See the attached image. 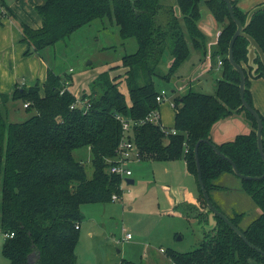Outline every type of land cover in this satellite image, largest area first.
Instances as JSON below:
<instances>
[{
	"label": "trees",
	"instance_id": "16d2710c",
	"mask_svg": "<svg viewBox=\"0 0 264 264\" xmlns=\"http://www.w3.org/2000/svg\"><path fill=\"white\" fill-rule=\"evenodd\" d=\"M175 3L179 15L174 12V4L166 5L161 0H41L33 7L39 24L19 22L21 39L27 43L28 51L38 54L105 16L118 26L122 39L134 37L137 47L99 71L89 82V90H83L80 97L70 88L72 73L60 74L51 65L47 66L42 83L36 81L29 86L16 83L10 96L0 94V232L4 235L1 252L8 264H77L75 248L83 219L81 205L109 202L112 194L118 196L121 192L120 183L124 179L108 170L122 151L121 124L115 115L138 120L159 108L154 78L170 80L193 49L202 57L209 56V69L221 59L220 77L215 80L213 93L193 89L191 83L182 92L174 94L177 90L174 89L170 94L173 126L150 121L134 124L130 139L142 159L184 158L197 182L199 206L184 201L175 208L187 219L193 217L199 223H207L209 209L197 181L193 148L198 140H201L198 159L203 184L220 211L211 193L226 186L217 180L222 174L238 176L230 162L203 139L214 143L240 173H263L264 164L256 143L257 122L245 107H239V74L227 59L228 43L236 24L225 1L175 0ZM200 3L220 26L217 39L210 45L199 25ZM231 3L234 15L243 23L247 11L237 6L236 0ZM245 32L264 52V9L252 15ZM247 44L244 36H238L232 50L234 60L245 74L244 98L254 107L250 79H264V65L257 56L256 76L251 74ZM167 59L171 62L167 71L162 72L161 64ZM114 69L122 72L110 73ZM9 99L22 100L27 103L26 111L34 112L22 121H8ZM73 102L76 104L71 107ZM255 110L262 120L264 149V113ZM232 113L243 115L249 123L248 130L216 143L211 138L213 125ZM171 128L175 133L170 132ZM78 148L87 149L88 162L73 154ZM240 189L257 206V216L242 227L243 211H233L231 215L222 212L251 243L264 251V176L240 178ZM215 219V227L203 231L198 246L184 252L165 250L172 264H245L250 259L264 264L263 254L250 247L223 219L218 216ZM29 256L34 261L29 262ZM118 264L137 263L122 258Z\"/></svg>",
	"mask_w": 264,
	"mask_h": 264
},
{
	"label": "rangeland",
	"instance_id": "374dc122",
	"mask_svg": "<svg viewBox=\"0 0 264 264\" xmlns=\"http://www.w3.org/2000/svg\"><path fill=\"white\" fill-rule=\"evenodd\" d=\"M34 1L26 0L19 6L24 9L30 6L34 12L31 4ZM162 1L166 5L174 4L175 14H180L175 0ZM200 14L201 17L203 14H209L203 3H200ZM34 15L37 16L35 12ZM202 28L208 42L217 39L218 30L208 24L203 25ZM136 47V39L134 37L122 39L118 34V26L105 16L94 19L90 24L79 28L54 45L41 49L40 53L56 72L72 73L74 80L71 89L80 97L83 90H89V82L99 71L118 62L123 54L133 52ZM204 58L193 49L170 80L154 78L156 89L158 91L164 89L169 96L171 89H176L177 82L182 81L187 87L193 80L191 83L193 89L213 93L215 73L220 70L216 63L210 69L209 75L201 74L196 77L192 75L196 72L193 67L202 68ZM208 61L211 62L207 58L204 66H207ZM170 62L171 60L167 59L161 64L162 72L167 71ZM118 70L122 72L121 69ZM118 70L114 69L110 73ZM183 87L178 88L174 94L184 91ZM11 100L6 102L12 105L6 108L8 121H22L34 112L26 111L22 107V100L16 99L13 102ZM164 104L160 108L162 121L171 122L172 109L167 103ZM87 153L85 148H78L73 152L76 157L84 158L85 162H88ZM133 159L128 162L131 167L129 178H133V182L121 181V192L115 199L105 203L81 205L83 219L75 248L77 264H118L122 258L137 264H172L165 250L188 251L198 246L202 239L205 230L203 225L193 217L187 219L184 215L175 213L169 199V187L187 189L195 195L198 193L196 180L189 173L184 158L149 162L151 159L146 157L142 159L139 155L138 160ZM217 182L232 187L239 186L240 189V178L231 174L225 179L220 177ZM211 196L213 200L218 201L215 192H212ZM225 196L228 198L223 197L226 204H231L233 210L229 206H220V208L227 215H231L233 211H243L244 216L240 226L245 227L257 216V206L241 189L229 191ZM127 231L131 233V238L125 237ZM3 239L4 235L0 232V264H8L7 258L1 252ZM245 264H257V262L250 259Z\"/></svg>",
	"mask_w": 264,
	"mask_h": 264
},
{
	"label": "crops",
	"instance_id": "0c3cea01",
	"mask_svg": "<svg viewBox=\"0 0 264 264\" xmlns=\"http://www.w3.org/2000/svg\"><path fill=\"white\" fill-rule=\"evenodd\" d=\"M26 0H0V94H11L16 83H24L26 86L33 84L36 81L42 83L45 78L47 66L49 65L47 61L42 57L41 54L35 52L28 51V45L24 42L22 38L20 21H27L32 25H38L40 20L38 16L34 15L32 9H24L19 4L23 3ZM28 1V0H27ZM41 0H35L32 4V8L35 4L39 3ZM237 6H239L243 11H248L255 4L262 2L264 0H236ZM10 12H7L6 10ZM34 10V8H33ZM34 17V19H33ZM211 18V20H208ZM31 20V21H29ZM208 24V26L213 27V29L219 30L220 26L215 22L212 14L209 12L208 15L203 14L201 20H199V25L202 28L203 25ZM203 29V28H202ZM215 40L209 41L208 45L214 43ZM192 52V51H191ZM209 58L207 55L203 61L202 68H195L196 72L192 75L202 76L210 74V62L207 66H204L205 60ZM216 65L220 67L217 63ZM178 73H180L178 71ZM186 74V73H183ZM188 74V73H187ZM215 78L220 77V70L215 73ZM193 77V76H192ZM193 79V78H192ZM193 80L190 81L192 83ZM215 84V82H214ZM176 89L183 87L184 84L182 81L176 83ZM72 86V85H71ZM70 86V88H71ZM186 86L183 87L185 89ZM162 90V89H161ZM174 89H171V92ZM249 91L251 94V99L253 106L261 113H264V79L261 77L251 78ZM166 100V101H164ZM159 105V114H160V122L163 126L172 127L174 120V109L171 104V95L167 96ZM13 102V100H11ZM164 103H167L170 109H172V118L171 122H163L161 116L160 108ZM1 104V103H0ZM7 108L8 105L12 106L11 103H6ZM165 105V104H164ZM22 107L23 103H22ZM8 110V109H7ZM8 114V112H7ZM249 123L245 120L241 113H232L225 118L218 120L211 129V138L216 143H220L222 141L233 138L237 133L244 132L248 130ZM151 159L149 162H152ZM229 174H222L220 177L223 179L227 178ZM219 177V178H220ZM196 180V179H195ZM197 183V182H196ZM226 186L223 190H214L218 201L214 200L219 206L230 207L233 210L231 204H226L224 198L228 199L225 196V193L239 191V186L232 187L229 185H225L223 183L218 182ZM169 199L171 202V207L175 213H180L183 215L182 211L175 208V205L179 202H189L199 206L198 193L192 194L187 189L183 188H172L169 187ZM242 191V190H241ZM222 193V195H221ZM224 197V198H223ZM201 208V207H200ZM231 210V211H232ZM128 232V231H127ZM126 233V232H125ZM130 233V232H129ZM131 234V233H130ZM132 237V236H131ZM130 237V238H131Z\"/></svg>",
	"mask_w": 264,
	"mask_h": 264
},
{
	"label": "water",
	"instance_id": "95a60500",
	"mask_svg": "<svg viewBox=\"0 0 264 264\" xmlns=\"http://www.w3.org/2000/svg\"><path fill=\"white\" fill-rule=\"evenodd\" d=\"M227 6V9L229 11V14L231 16V18L233 19V21L236 24V28L235 31L233 32L229 43H228V52H227V59L229 61V63L232 65V68L235 69L238 74H239V95H240V99H241V104L239 107L243 106L245 107L256 119L257 122V126H256V143H257V148L258 151L262 157L263 160V164H264V149L262 146V135H261V131H262V120L259 116V113L255 110L254 107H252L244 98V89H245V74L244 71L242 69V67L234 60L233 58V50H232V46L234 43V40L236 37L238 36H244L247 40H248V44H247V65L250 66L251 69V74L253 76H256L255 74V70L258 66L257 63L254 62V59L259 56L261 63L264 65V52L261 49L260 45L258 44V42L247 32H245V27L248 25V23L251 20L252 15L259 11L264 9V1L254 5L253 7H251L247 13H246V17H245V21L242 23L233 13V8H232V3L231 0H224ZM89 63V62H88ZM204 141H207L211 147L214 149V151L219 154L221 157L227 159L232 167V170L234 172V174L236 176H238L239 178H243V179H257V178H261L264 176V171L261 175H245L242 174L238 171L235 163L228 158L226 155H224L223 153H221L219 151V149L217 148V146L212 143L211 141H208L207 139H203ZM201 140H198L195 145H194V156H195V162H196V169H197V181L198 184L200 186L203 198L205 200L206 206L209 209L208 212V220L207 223H201L205 229V231H209L211 229H213L216 225V219L215 216H218L219 218L223 219L235 232H237L242 239L252 248L256 249L258 252H260L261 254L264 255V251H262L259 247H257L255 244L251 243L245 236L244 234L241 232V230L222 212L220 211L211 201L205 187L203 184V180L201 177V170H200V164H199V159H198V144ZM125 182L126 183H132L133 182V178H125ZM35 259V258H34ZM28 261L31 262L32 261V257L30 258V256L28 257Z\"/></svg>",
	"mask_w": 264,
	"mask_h": 264
},
{
	"label": "built area",
	"instance_id": "2783aa9c",
	"mask_svg": "<svg viewBox=\"0 0 264 264\" xmlns=\"http://www.w3.org/2000/svg\"><path fill=\"white\" fill-rule=\"evenodd\" d=\"M219 34V30L217 31V36ZM221 59L218 58L217 64L221 65ZM166 91L164 89L160 90L159 93L156 95V100L161 103L166 98ZM76 102H80L83 104V102L76 100ZM76 102H73L71 104V107H73ZM172 104V102H171ZM27 103H23V106L25 107ZM84 105V104H83ZM173 105V104H172ZM115 117L120 121L121 124V142L120 146L122 147V151L118 157H116L115 161L111 163L108 167L109 172L119 174L124 180L125 178L129 177L131 175V167L128 162L133 161V158H136L135 160H138L139 158V151L134 144V142L130 139L131 133H132V127L134 124L142 123L144 121H150L153 123H158L161 126H163L160 122V114L158 108L150 111L145 118L143 119H131L128 117H125L121 114H116ZM172 133H175V129H170ZM117 196L115 194H112V199H115ZM12 233H10L11 235ZM125 237L128 239L131 237V234L129 232L125 233Z\"/></svg>",
	"mask_w": 264,
	"mask_h": 264
}]
</instances>
